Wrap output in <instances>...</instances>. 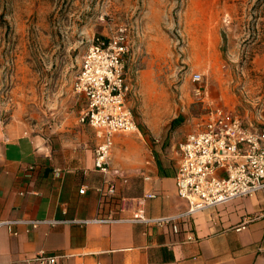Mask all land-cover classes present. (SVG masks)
Wrapping results in <instances>:
<instances>
[{
  "label": "rangeland",
  "instance_id": "1",
  "mask_svg": "<svg viewBox=\"0 0 264 264\" xmlns=\"http://www.w3.org/2000/svg\"><path fill=\"white\" fill-rule=\"evenodd\" d=\"M119 28L138 132L118 135L141 153L215 107L264 126V0H0V128L72 149L86 134L72 90L82 56Z\"/></svg>",
  "mask_w": 264,
  "mask_h": 264
},
{
  "label": "crops",
  "instance_id": "2",
  "mask_svg": "<svg viewBox=\"0 0 264 264\" xmlns=\"http://www.w3.org/2000/svg\"><path fill=\"white\" fill-rule=\"evenodd\" d=\"M202 117L154 139L145 153L134 136L114 135L106 176L93 168L98 139L86 125L61 153L20 127L0 128V221L14 222L12 233L0 226V264H34L38 253L55 256V264H264V192L191 214L177 194L179 146ZM138 208L174 220L133 222ZM33 221L41 222L33 228Z\"/></svg>",
  "mask_w": 264,
  "mask_h": 264
},
{
  "label": "built area",
  "instance_id": "3",
  "mask_svg": "<svg viewBox=\"0 0 264 264\" xmlns=\"http://www.w3.org/2000/svg\"><path fill=\"white\" fill-rule=\"evenodd\" d=\"M128 54L124 28L110 36L94 38L82 56L72 83L74 94L85 101L78 122L92 129L98 139L93 149V168L103 176L109 173L113 136L137 131L127 106L130 88L124 66ZM192 80L198 82L200 75L194 74ZM179 151L175 185L177 194L189 204L188 214L264 192V126L259 130L248 129L238 116L215 107L203 115L199 129L185 137ZM84 190L82 186L79 193ZM114 192L113 186L107 188L109 195ZM130 220L160 226L174 219H151L143 208H138ZM40 222L33 221L31 226L34 228ZM13 223L0 221V226L12 233ZM243 227L241 224L236 230ZM172 229L177 232V226L173 225ZM55 260V256L38 253L29 262L55 264Z\"/></svg>",
  "mask_w": 264,
  "mask_h": 264
}]
</instances>
